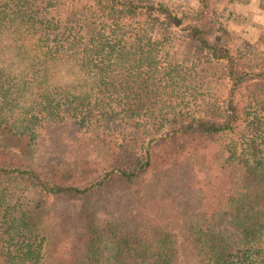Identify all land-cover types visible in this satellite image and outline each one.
Returning a JSON list of instances; mask_svg holds the SVG:
<instances>
[{
	"label": "trees",
	"instance_id": "obj_1",
	"mask_svg": "<svg viewBox=\"0 0 264 264\" xmlns=\"http://www.w3.org/2000/svg\"><path fill=\"white\" fill-rule=\"evenodd\" d=\"M167 8L0 0L3 264H181L180 237L197 264H264V58L234 55L222 27L225 49L202 36L213 0L187 35ZM70 134L95 143L67 161ZM212 159L242 181L225 192Z\"/></svg>",
	"mask_w": 264,
	"mask_h": 264
},
{
	"label": "rangeland",
	"instance_id": "obj_2",
	"mask_svg": "<svg viewBox=\"0 0 264 264\" xmlns=\"http://www.w3.org/2000/svg\"><path fill=\"white\" fill-rule=\"evenodd\" d=\"M159 2L164 3L169 11L173 14L175 22L179 23L178 29L183 35H187L188 31L185 30L187 25L199 24L191 18H194L199 9V0H141L142 4L147 6L157 5ZM214 11L206 17L204 32L202 36H205L207 40L211 41V44L217 45L220 49L224 48V36L220 35L218 31L219 27L228 31L226 38H230V46L234 55L240 54L246 60H252L255 62L261 61L260 58H264V0H213ZM201 25V24H200ZM218 49V52L219 50ZM225 49V48H224ZM160 66V65H159ZM264 72V71H263ZM262 72V73H263ZM261 73V69L252 70L246 68L243 72L240 71L236 74L237 79H248L255 77L262 79L257 74ZM262 75V74H261ZM236 80V79H235ZM261 93H264L263 89H258ZM232 113V110H230ZM101 133L107 132V130H101ZM96 133V132H95ZM77 134H70L65 139L66 148L61 147L59 154H63L64 159L68 161L75 153L84 151L95 143V139L92 136H87L81 140L80 147L75 145V136ZM168 135H175V132L165 131L158 134L151 142L146 144V148L155 143L166 139ZM224 139H220L211 145L212 156L217 149L223 148L219 146ZM47 144L43 142L40 149L46 151ZM68 163V162H67ZM68 165H70L68 163ZM221 160H211L205 166V171L217 177L224 186L225 192L230 191L235 185H238L245 173V169L242 165H234L222 169ZM13 167H9L10 172ZM21 169H24L23 167ZM103 176L93 180V185L101 181ZM10 181L13 179L7 178L2 180V183L9 187L11 192ZM90 185H92L91 181ZM14 191L20 195V201L26 205H31L35 199V190L28 184H15ZM19 203V202H18ZM20 204V203H19ZM49 205L56 206L57 203L53 200L49 201ZM180 247V262L181 264H197V258L195 251L193 250L192 242L186 237H180L178 240ZM0 264H3L2 257L0 256Z\"/></svg>",
	"mask_w": 264,
	"mask_h": 264
}]
</instances>
